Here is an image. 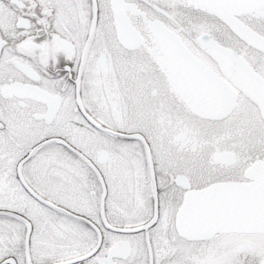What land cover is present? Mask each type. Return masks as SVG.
Returning a JSON list of instances; mask_svg holds the SVG:
<instances>
[{"label":"snow or ice","instance_id":"1","mask_svg":"<svg viewBox=\"0 0 264 264\" xmlns=\"http://www.w3.org/2000/svg\"><path fill=\"white\" fill-rule=\"evenodd\" d=\"M0 264H264V0H0Z\"/></svg>","mask_w":264,"mask_h":264}]
</instances>
